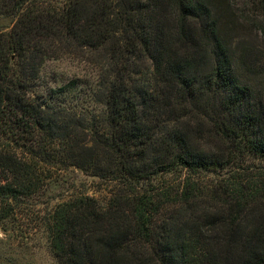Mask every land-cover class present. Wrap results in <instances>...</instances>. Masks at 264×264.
Returning <instances> with one entry per match:
<instances>
[{
  "label": "trees",
  "instance_id": "trees-1",
  "mask_svg": "<svg viewBox=\"0 0 264 264\" xmlns=\"http://www.w3.org/2000/svg\"><path fill=\"white\" fill-rule=\"evenodd\" d=\"M227 2L264 36V0ZM220 19L213 0H0V227L77 166L106 194L43 220L57 264H264V87L237 79ZM71 93L102 105L78 132Z\"/></svg>",
  "mask_w": 264,
  "mask_h": 264
},
{
  "label": "rangeland",
  "instance_id": "rangeland-1",
  "mask_svg": "<svg viewBox=\"0 0 264 264\" xmlns=\"http://www.w3.org/2000/svg\"><path fill=\"white\" fill-rule=\"evenodd\" d=\"M213 1L217 3L221 14V35L229 49L237 79L241 84L254 90L258 97L263 98L261 92L264 87V36L260 28L249 20L250 14L244 13L236 2L231 4L227 0ZM2 22L9 28L12 25L10 20ZM213 63V56L207 54L206 72L211 69ZM55 71L66 72L58 79L59 83H65L69 81L68 76L73 73L74 68L67 67L65 63L61 66L48 63L43 70L45 79L52 80ZM59 87L53 88L54 91L59 90ZM62 93V91L58 92L57 102H60L58 97ZM69 97L62 104L67 109L64 115H59V119L65 117L64 120L69 123L68 131L78 132L77 129H72L76 119L84 117L88 120L102 105H95L87 100L82 101L80 97L72 96V93ZM75 113L77 116L74 118ZM52 175L60 178L55 180L49 187L47 195L42 197L45 203L36 204V207L16 206L15 212L8 217L9 223L6 229L0 227V264H57L50 249L48 232L43 220L49 217L48 214L53 206L63 200L61 198L81 194L102 198L106 194L103 187H99L101 183L98 179L77 166Z\"/></svg>",
  "mask_w": 264,
  "mask_h": 264
}]
</instances>
